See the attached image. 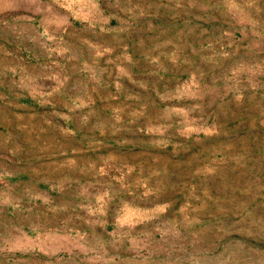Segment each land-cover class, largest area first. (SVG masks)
<instances>
[{
	"label": "rangeland",
	"instance_id": "obj_1",
	"mask_svg": "<svg viewBox=\"0 0 264 264\" xmlns=\"http://www.w3.org/2000/svg\"><path fill=\"white\" fill-rule=\"evenodd\" d=\"M72 1L0 30V264H264V0Z\"/></svg>",
	"mask_w": 264,
	"mask_h": 264
},
{
	"label": "crops",
	"instance_id": "obj_2",
	"mask_svg": "<svg viewBox=\"0 0 264 264\" xmlns=\"http://www.w3.org/2000/svg\"><path fill=\"white\" fill-rule=\"evenodd\" d=\"M81 3L88 7L91 0ZM88 15L83 6L76 8L74 2L68 6L66 0H0V30L10 28L18 38L37 46L66 35L68 28L74 29L79 19L87 21Z\"/></svg>",
	"mask_w": 264,
	"mask_h": 264
}]
</instances>
